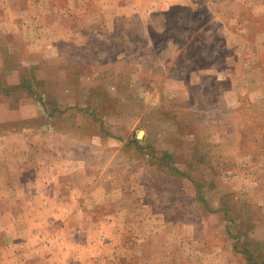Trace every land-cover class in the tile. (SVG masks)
<instances>
[{"label":"rangeland","instance_id":"rangeland-1","mask_svg":"<svg viewBox=\"0 0 264 264\" xmlns=\"http://www.w3.org/2000/svg\"><path fill=\"white\" fill-rule=\"evenodd\" d=\"M46 191L32 258L264 264V0H0V258Z\"/></svg>","mask_w":264,"mask_h":264},{"label":"crops","instance_id":"crops-1","mask_svg":"<svg viewBox=\"0 0 264 264\" xmlns=\"http://www.w3.org/2000/svg\"><path fill=\"white\" fill-rule=\"evenodd\" d=\"M54 183H55L54 181H51V184H54ZM47 195L48 196L50 195V196L47 197ZM41 201H42V204L46 202L45 206L44 207L42 206L44 210L42 216L35 217V216L30 215V217H28V221H31L34 225L37 226V230L31 229L30 235L37 236L38 238L40 237L39 238L40 242L38 246L30 247V246H27L26 244L18 245L16 243H11L10 245L6 247V249H3V251L8 252L11 255H13L12 259H10V257L8 256H6V259L0 258V264H15L16 260H20L21 261L20 264H45L47 262L51 264H59L62 260H59V257L56 255H52L53 257L50 259L49 257L36 259V258H32V256H29L32 253V251L36 252V250L38 252L41 251V254H38V257L42 256L43 254L42 252L45 249H47V251L52 252L53 250L50 249L49 246L53 245L54 243L53 241L55 240L54 238L58 240L56 241L57 243H55V248L57 247L59 254L60 253L64 254L63 259H65V261H68V259L71 257L72 258L71 261H76L75 255H77V253L76 254L74 253V258H73L72 251L74 250H71V249H76V245H73L72 243H70V241H68L69 239L62 237L60 233L64 232V234L68 233V235L71 233H75V227L72 222V219L73 217L75 218L77 215H68L62 211L60 212V211L52 210L50 203H53L55 200L51 199V191H46L45 194H42ZM31 217L33 219H31ZM59 219H63V221ZM58 229H60V231ZM59 236L61 237V240L58 239ZM45 240H48V243ZM17 250L23 251L22 253L24 254L26 253V256L24 257L23 255L21 256L19 255L20 258L17 259L16 257L18 253ZM66 252H69V258ZM34 261H37V263Z\"/></svg>","mask_w":264,"mask_h":264}]
</instances>
